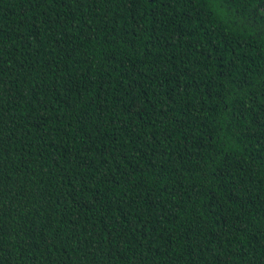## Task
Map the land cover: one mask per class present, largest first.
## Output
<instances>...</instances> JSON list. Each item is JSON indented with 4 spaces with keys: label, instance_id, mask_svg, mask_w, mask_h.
<instances>
[{
    "label": "trees",
    "instance_id": "trees-1",
    "mask_svg": "<svg viewBox=\"0 0 264 264\" xmlns=\"http://www.w3.org/2000/svg\"><path fill=\"white\" fill-rule=\"evenodd\" d=\"M0 264H264V0H0Z\"/></svg>",
    "mask_w": 264,
    "mask_h": 264
}]
</instances>
